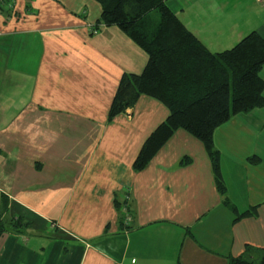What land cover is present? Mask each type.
Listing matches in <instances>:
<instances>
[{"label":"crops","instance_id":"1","mask_svg":"<svg viewBox=\"0 0 264 264\" xmlns=\"http://www.w3.org/2000/svg\"><path fill=\"white\" fill-rule=\"evenodd\" d=\"M166 3L214 52L264 38V2ZM101 12L98 0L0 5V80L19 81L0 92V264H229L264 249V106L214 130L226 192L184 129L136 170L170 110L143 94L110 118L123 75L149 55L118 25L91 34ZM226 200L259 209L235 221Z\"/></svg>","mask_w":264,"mask_h":264},{"label":"trees","instance_id":"2","mask_svg":"<svg viewBox=\"0 0 264 264\" xmlns=\"http://www.w3.org/2000/svg\"><path fill=\"white\" fill-rule=\"evenodd\" d=\"M101 16L91 34L101 25H118L149 55L140 74H124L109 116L123 113L141 95H150L170 110L168 117L147 137L135 161L144 169L162 145L178 129L202 140L212 158L221 192L226 185L221 172L220 153L213 140L214 130L232 116L264 106V38L256 31L244 36L234 47L210 50L167 5L166 0H98ZM160 15H159V13ZM258 162L257 156L250 157ZM236 212L235 221L255 215L259 205ZM0 225V231L5 227ZM229 264H264V249L247 244L245 251L229 256Z\"/></svg>","mask_w":264,"mask_h":264},{"label":"rangeland","instance_id":"3","mask_svg":"<svg viewBox=\"0 0 264 264\" xmlns=\"http://www.w3.org/2000/svg\"><path fill=\"white\" fill-rule=\"evenodd\" d=\"M30 1H32V0H30ZM16 2V0H14V3ZM13 7V6H12ZM159 13V12H158ZM159 15H160V13H159ZM90 26H92V25H90ZM97 33V32H96ZM17 84L16 86H18L19 87V81L18 80H16V79H13V80H9L8 78L5 80V81H3V80H0V92L1 91H3V85H4V90H8V89H11V87H13V84ZM22 83V82H21ZM14 88V87H13ZM25 88V86H22L21 87V89H24ZM134 106V105H133Z\"/></svg>","mask_w":264,"mask_h":264},{"label":"built area","instance_id":"4","mask_svg":"<svg viewBox=\"0 0 264 264\" xmlns=\"http://www.w3.org/2000/svg\"><path fill=\"white\" fill-rule=\"evenodd\" d=\"M257 1L264 2V0H257ZM0 5H1V7L4 5L7 6L8 8L12 7L14 5V0H0ZM90 28H92V26ZM96 32H97V30L95 31V33Z\"/></svg>","mask_w":264,"mask_h":264}]
</instances>
